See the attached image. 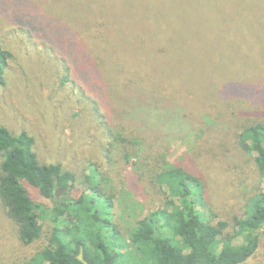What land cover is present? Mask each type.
I'll return each instance as SVG.
<instances>
[{
	"label": "rangeland",
	"instance_id": "obj_1",
	"mask_svg": "<svg viewBox=\"0 0 264 264\" xmlns=\"http://www.w3.org/2000/svg\"><path fill=\"white\" fill-rule=\"evenodd\" d=\"M31 16L69 42L74 55L90 57L85 68L94 86L83 85L66 56L23 24ZM96 21L102 22L99 43ZM0 44L12 53L0 86V126L27 131L42 163L75 173L76 186L60 199L79 197L96 169L103 189L117 194L122 230H132L161 198L149 174L157 159L202 163L204 200L220 220L231 221L247 193L264 190L257 153L246 154L236 140L245 124L264 116V0H0ZM96 55L102 63L92 69ZM127 72L141 79L132 93L124 88ZM234 82L250 88L249 95L234 92ZM133 93L181 106L187 115H113ZM109 130L136 137L150 157L138 150L141 156L128 164L119 152L108 160ZM52 226L46 219L43 238L23 245L0 203V264L31 257L48 244ZM259 237L256 253L240 264H264V227Z\"/></svg>",
	"mask_w": 264,
	"mask_h": 264
},
{
	"label": "trees",
	"instance_id": "obj_2",
	"mask_svg": "<svg viewBox=\"0 0 264 264\" xmlns=\"http://www.w3.org/2000/svg\"><path fill=\"white\" fill-rule=\"evenodd\" d=\"M23 24L29 26L36 38L66 56L72 63L73 76L83 85L96 84L91 83L86 74V60L90 57L74 55L69 50L72 46L69 42L58 34L47 33L32 22V16ZM94 27L93 41L99 43L102 22L96 21ZM9 58L12 53L0 44V86L5 85ZM101 63V56H94L92 69L100 68ZM239 70L241 72V67ZM137 75L136 72L132 75L125 73L129 76L125 82L128 84L124 85L128 93H132L130 87H137L141 82ZM232 87L234 92L242 95L251 92L241 82L232 83ZM147 91L149 88L145 87L144 92ZM173 106L133 93L126 100L125 108L121 112L113 108L112 114L129 115L130 118L136 115H187L179 108L181 106ZM112 114L106 111V115ZM108 132V160H112L113 152H119L120 159L128 164L133 156H141L138 150L145 158L150 157L137 148L136 137H129L124 130ZM236 140L246 154L257 153L254 161L264 176V116L245 124ZM34 146L35 139L27 131L15 134L6 126H0V203L15 223L19 240L23 245H32L43 238L46 219L51 218L53 222L48 244L16 264H85L78 259L81 251L87 264H240L254 255L259 247V232L264 227L262 189L247 193L239 213L231 221L220 220L204 200L206 189L202 163L193 168L191 163L188 166L179 161L171 163L164 158L157 159L149 174L152 175L151 185L161 198L148 206L147 214L136 220L132 230L126 231L118 221L117 194L114 190L103 189L98 170L94 169L87 177L88 185L79 197L57 199L55 191L67 189L70 192L76 186L77 177L61 163H42ZM147 176L144 171L140 175L142 180ZM128 236L130 244L127 243ZM240 239L241 242L237 243Z\"/></svg>",
	"mask_w": 264,
	"mask_h": 264
},
{
	"label": "water",
	"instance_id": "obj_3",
	"mask_svg": "<svg viewBox=\"0 0 264 264\" xmlns=\"http://www.w3.org/2000/svg\"><path fill=\"white\" fill-rule=\"evenodd\" d=\"M67 189H63V190H59L57 189L54 193L55 197L57 199H60V195L62 192L66 191ZM78 259L82 262H84L85 264H87V262L84 260V255H83V251L80 252V254L78 255Z\"/></svg>",
	"mask_w": 264,
	"mask_h": 264
}]
</instances>
